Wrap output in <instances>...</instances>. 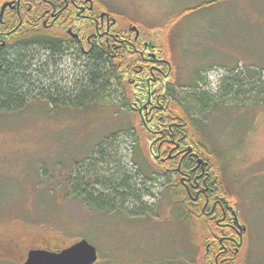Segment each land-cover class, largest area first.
<instances>
[{
	"label": "rangeland",
	"instance_id": "rangeland-1",
	"mask_svg": "<svg viewBox=\"0 0 264 264\" xmlns=\"http://www.w3.org/2000/svg\"><path fill=\"white\" fill-rule=\"evenodd\" d=\"M5 1L0 0V6ZM97 1L113 11L119 21L116 28L128 29L132 24L140 29L143 40L151 39L154 51L174 64L180 83L188 84L196 72L212 67L208 88L218 94L226 74L224 65L262 74L260 81L264 78V0L210 4L206 2L211 0ZM188 8L190 11H185ZM71 18L72 22L66 19L65 24L56 23L48 31L65 34L73 23L90 33L81 25L84 20ZM31 21L43 26L41 19L32 17ZM234 27L238 34L245 31L237 36V43L231 41ZM78 58L63 57L53 67L52 86L60 91L61 100L70 104L37 98L0 115V243L9 248L7 257L16 264L24 260L31 246L65 248L86 238L99 252L98 264H212L214 258L206 252V244L214 243L218 229L203 220L204 246L197 260H191L195 249L185 225L173 215L164 178H147L139 169L146 159L160 167L150 153L154 136L146 117L142 119L137 111H123L125 99L113 82L97 102L73 104L71 95L77 93L71 87L84 70ZM130 59L123 61L124 66ZM127 68L124 78L121 76L127 101L145 100L146 90L136 89L137 70ZM236 74L240 80L249 77ZM229 119L233 136L223 133L225 120L221 118L213 121L209 132L229 158L223 173L231 184L227 199L248 227L243 238L245 244L250 236L249 264H264V104L236 110ZM133 126L141 145L137 150L127 131ZM105 138L103 155L98 153L95 158L97 176L118 178L143 189L137 191L140 199H131L128 205L131 209L146 206L150 214L133 216L121 208L87 209L68 191L66 180L74 164L96 152ZM243 255L244 248L236 256L242 259Z\"/></svg>",
	"mask_w": 264,
	"mask_h": 264
},
{
	"label": "trees",
	"instance_id": "trees-1",
	"mask_svg": "<svg viewBox=\"0 0 264 264\" xmlns=\"http://www.w3.org/2000/svg\"><path fill=\"white\" fill-rule=\"evenodd\" d=\"M219 1L221 0H211L206 4ZM36 8L33 9L32 13L36 12ZM190 9L185 11H190ZM32 17L30 13L23 10L21 17L10 16L8 26L0 29L2 32L0 36L7 41L6 47L0 50V115L19 110L37 98L54 104H70L71 101L61 100L60 91L52 86L53 78H55L53 67L58 66L61 58L70 55L77 57L79 54L80 60L84 59L85 65H83L84 70L80 71L78 81L74 82L71 87L77 93L71 95L73 104L87 106L97 102L101 93L109 90L112 82L121 96L124 97V102L128 103L127 90L122 84L120 72L117 71L119 70L118 64L113 63V57H109L103 50L96 51L94 55H85L81 51L80 53L76 52L72 50L74 47L72 41H65L63 35L48 31L40 23H33ZM222 67L226 74L221 81L218 94L208 88V72L212 71V67L196 72L188 84L180 83L179 77L175 75L164 92L168 105L154 116L156 120L162 118L161 126L167 128L171 125L175 133L184 135V139L189 141L188 143L192 145L194 150L200 152L203 158L208 161L206 163L211 167L210 172L213 178L208 185V192L200 195L195 201L194 198L197 197L195 191H191L192 197L189 191L182 184H179V178L173 184L172 177L164 173L163 167L158 166V168L146 159L139 168L142 175L147 178L157 180L164 178L163 188L166 197L170 202L174 217L185 225L189 233L190 242L195 249L194 254L189 258L195 261L198 251H201L204 246L205 223L203 220L207 219L208 222H212L220 232L214 243L206 244V250L207 246H210L208 254L212 258H215L221 251L219 240L223 239L224 244L222 245H226L228 248L232 244L228 239L237 238L227 226L223 225L224 227L221 228L216 223L219 217H223V212L219 207L209 216H205L203 213V205L207 198L209 199L207 210H210L214 200L227 202V198L231 196V184H228L223 175L224 167L228 162L226 159L228 155L223 153L225 151H222L218 138H213V134L209 132L212 130L211 124L217 118L225 120V122L223 121V133L230 136L234 132V126L229 123V118L234 111H244L252 105L264 104V78L262 81H260L262 78H259L262 74L240 71L238 68H231L228 65ZM236 71L240 75L245 74L249 77L247 80H240ZM256 79L259 83L256 82L255 84ZM125 107L123 111L129 113L134 111ZM127 131H130L135 149L141 148L135 127L133 126ZM167 131L165 130V132ZM107 139L105 138L99 143L96 152H93L84 161L74 164L66 180L68 191L72 195L78 196L87 209L110 211L121 208L127 213H132L133 216L150 214L149 210L151 209L146 206L131 209L128 205L129 201H133L135 198L140 199L141 195L137 191L141 189H136L130 185V182L118 178H100L97 176V164L94 165L95 158L98 153L103 155L102 152ZM79 165L82 166L79 167ZM182 167L186 172V169H190L191 166L187 167L183 164ZM146 183L147 181L144 182V185ZM232 212L235 218L237 212L235 209ZM237 216L241 224L238 213ZM227 221H231L230 212L228 218H225L223 222ZM249 237L245 244L244 240L241 245V241L238 243V246L241 247L238 255L244 248L245 255L242 256V259L234 256L232 254L233 249L229 247L227 252H221L220 264H249L250 252L252 251ZM100 260L99 257L95 264H98Z\"/></svg>",
	"mask_w": 264,
	"mask_h": 264
},
{
	"label": "flooded vegetation",
	"instance_id": "flooded-vegetation-1",
	"mask_svg": "<svg viewBox=\"0 0 264 264\" xmlns=\"http://www.w3.org/2000/svg\"><path fill=\"white\" fill-rule=\"evenodd\" d=\"M34 8H36V12L32 13ZM23 10L30 13L36 20L41 19L43 26L47 30L53 29L56 23L65 24L66 19L71 20V17L74 16L76 19L84 20L81 25H86L88 30H91L90 33L87 34L82 27H76L72 23L67 26L66 33L61 34L66 39L65 41H72V44H74L72 50L79 53L81 51L85 55H94L98 50L105 51L109 57H113V60L118 59L120 61V63H117L119 67L117 71L120 72L123 78L127 73V66L137 70L136 89H145L147 96L145 100L137 97L136 100H130L128 103L124 102V105L140 113L142 119L146 117L148 120V128H150L152 136H154L150 145L151 155L164 168V173L172 177V182L179 178V184H182L192 197L191 191H195L197 196L194 198L195 201L200 195L208 192V185L213 178L211 177L210 165L199 161L203 158L202 154L194 150L192 145L188 143L189 141L184 139V135L175 133L171 125L167 128L163 125L161 126L162 118L157 120L154 118L156 113H159L160 110L168 105L164 92L167 90L168 84L174 79L175 72L171 60L164 56L160 57L154 51L155 47H153L151 39L143 40L138 27L139 35L137 37V31L132 29L135 25L132 24H130L128 29L122 26L116 28L119 21L112 16L113 11L108 10V6L105 3H98L97 0H20V3L15 8H6L3 16L0 17V29L8 26L10 16L21 17ZM1 34L2 32L0 31ZM6 43V39L0 36V50L6 47ZM79 55L77 57L80 60ZM132 57H135L134 60H132ZM129 58H131L130 63L127 62L124 66L123 61ZM81 60L83 65H85L84 59ZM165 130L168 131L165 132ZM203 160L208 162L205 158ZM183 164L187 167L191 166L190 169H186L185 172L182 167ZM208 203L209 199L207 198L205 206L203 205V213L205 216H209L217 207L220 208L223 212V217H219L216 223L221 228L224 227L223 225L227 226L237 236V238L232 237L228 240L232 242L231 246H229L233 249L232 254L234 256L238 255L241 248L238 243L241 239L239 226L232 212L234 207L228 200L227 202L214 200L209 208L210 210H207ZM229 212L231 221L223 222L225 218H228ZM219 243L221 251L215 256L212 264H220L219 256L221 252L228 251L229 247L226 248V245H222L224 244L223 239L219 240ZM8 249L0 243V264H15V261L7 257L11 254ZM31 249L60 251L64 248L31 246L26 251L24 260L16 264L24 263ZM209 249L210 246H207V253L210 251Z\"/></svg>",
	"mask_w": 264,
	"mask_h": 264
},
{
	"label": "water",
	"instance_id": "water-1",
	"mask_svg": "<svg viewBox=\"0 0 264 264\" xmlns=\"http://www.w3.org/2000/svg\"><path fill=\"white\" fill-rule=\"evenodd\" d=\"M19 3L20 0H7L3 2L0 6V17L3 16L7 7L15 8V6ZM132 29L137 31L138 37L139 32L137 26H134ZM199 161L207 164L203 159H200ZM235 219L239 226L241 245L244 240L243 235L247 231V226L239 223L237 213H235ZM98 259L99 252L96 246L86 238H82L60 251L31 249L28 253L27 260L22 264H95Z\"/></svg>",
	"mask_w": 264,
	"mask_h": 264
},
{
	"label": "crops",
	"instance_id": "crops-1",
	"mask_svg": "<svg viewBox=\"0 0 264 264\" xmlns=\"http://www.w3.org/2000/svg\"><path fill=\"white\" fill-rule=\"evenodd\" d=\"M244 33H245V31L243 30V32H240V33L238 34V33H237V27H234V33H232V35H233L232 38H234V40H231L232 43H233V42L237 43V42H238L237 36L240 35V34L245 35ZM239 51H241V52H246V53L250 54L248 51H242V50H239Z\"/></svg>",
	"mask_w": 264,
	"mask_h": 264
}]
</instances>
